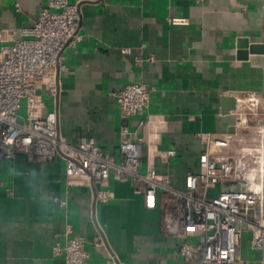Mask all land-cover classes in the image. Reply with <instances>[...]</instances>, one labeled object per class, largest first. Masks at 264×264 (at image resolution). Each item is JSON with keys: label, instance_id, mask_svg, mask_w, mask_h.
Returning <instances> with one entry per match:
<instances>
[{"label": "crops", "instance_id": "crops-1", "mask_svg": "<svg viewBox=\"0 0 264 264\" xmlns=\"http://www.w3.org/2000/svg\"><path fill=\"white\" fill-rule=\"evenodd\" d=\"M46 3L0 0L1 41L22 39ZM69 3L79 13L82 39L59 54L56 93L44 99L64 141L92 138L118 160L125 125L138 144L139 172L152 168L183 190L186 174L199 172L200 135L231 136L234 152L250 142L254 119L246 130L236 125L242 99H258L256 119L264 122V51L244 58L239 49L242 41L264 49V0ZM132 83L149 88L148 105L123 119L116 95ZM225 97L236 99L228 115L221 112ZM135 187L111 170L112 196L102 204L96 186L66 185L59 157L36 163L0 156V264H63L52 248L73 237L84 240L87 264H186L177 254L179 239L162 225V205L175 202L159 193L156 209L147 210Z\"/></svg>", "mask_w": 264, "mask_h": 264}, {"label": "built area", "instance_id": "built-area-1", "mask_svg": "<svg viewBox=\"0 0 264 264\" xmlns=\"http://www.w3.org/2000/svg\"><path fill=\"white\" fill-rule=\"evenodd\" d=\"M79 21L69 0H47L32 25L21 31L22 39L6 45L0 39V156L11 160L21 155L36 163L59 157L65 162L66 185L96 186V201L102 204L112 196L111 170L120 182L134 181V193L143 196L147 210L156 209L159 193L165 195L175 205H162V225L179 239L177 254L186 264H264V122L256 119L258 99L249 95L241 102V110H248L255 121L248 146L234 152L231 136L200 135L199 172L186 174L183 190L152 168L139 172L138 144L128 139L131 133L125 125L120 130L118 160L92 138L70 144L58 134L55 111L45 113L44 99L56 93L59 54L82 39ZM22 100L25 108L20 117ZM148 100L149 88L141 83L126 85L116 95L123 119L139 115ZM236 125L249 128L245 113L240 112ZM174 154L168 151L166 156ZM224 184H237L239 190L222 192ZM66 231L70 233L69 226ZM52 254L63 264H87L89 259L79 237L67 239L63 246L55 243Z\"/></svg>", "mask_w": 264, "mask_h": 264}, {"label": "water", "instance_id": "water-1", "mask_svg": "<svg viewBox=\"0 0 264 264\" xmlns=\"http://www.w3.org/2000/svg\"><path fill=\"white\" fill-rule=\"evenodd\" d=\"M239 49L241 50H245L246 53H244V58H246V56L248 54H258L260 51V49L262 50V52L264 51L263 47H255V46H247L246 41H242L239 43ZM236 109V99L234 97H225L222 99V114L223 115H228L230 112L234 111ZM222 192H228V191H238L239 190V185H229V184H224L221 185L220 187Z\"/></svg>", "mask_w": 264, "mask_h": 264}, {"label": "rangeland", "instance_id": "rangeland-1", "mask_svg": "<svg viewBox=\"0 0 264 264\" xmlns=\"http://www.w3.org/2000/svg\"><path fill=\"white\" fill-rule=\"evenodd\" d=\"M24 108H25V103H24V100H22L21 101V103H20V109H19V112H18V115L20 116V117H22V116H24ZM242 113H245L246 115H247V118L249 119V123H250V118H251V116H250V112L248 111V110H246V109H244L243 111H242ZM249 114V115H248ZM257 114V113H256ZM21 120V119H20ZM245 244H247V243H244V246H246ZM251 257V256H250Z\"/></svg>", "mask_w": 264, "mask_h": 264}]
</instances>
